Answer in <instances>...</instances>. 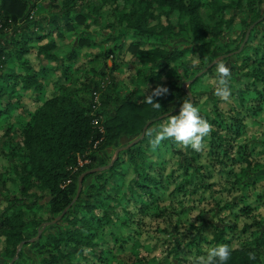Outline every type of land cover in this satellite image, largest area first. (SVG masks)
<instances>
[{"label":"trees","instance_id":"obj_1","mask_svg":"<svg viewBox=\"0 0 264 264\" xmlns=\"http://www.w3.org/2000/svg\"><path fill=\"white\" fill-rule=\"evenodd\" d=\"M36 1L0 0V118L9 117L17 109L22 113L25 96L35 103L34 110L23 113L26 124L13 144L23 154L0 179L1 183L7 179L15 183L22 195L7 197L0 210V264H10L14 259L13 264H89L86 260L92 261L93 257L103 259L102 244L90 227L102 220L109 223L116 219L117 223L119 212L131 213V203L155 202L172 183L173 193L185 199H192L197 192L199 200L211 198L203 211L213 216L211 221L196 224L206 213L200 209L194 221L182 224L180 218H172L173 211L167 206L152 210V218H161L167 224H160L158 229L177 238H168L171 246L163 256H178L186 249L184 243L186 251L193 252L195 248L196 256L204 255L203 242L209 247L232 246L227 264H264V219L255 214L251 222L244 221L241 226L236 222L243 214L249 217L264 205V190L257 185L264 179V160L254 154L260 150L258 154L264 156V137L260 144L236 141V136L248 128L245 117L255 118L264 112V0H101L99 7H88L85 0H40L41 17L30 18L31 4ZM207 7L212 9L208 19L203 16ZM96 17L105 21L103 28L109 31L107 38L99 42L91 32L94 25L99 27ZM253 24L256 25L251 28ZM12 25L17 27L10 38L3 39L1 33ZM65 29L80 37L75 47L60 57L56 36L63 37ZM177 37L184 38L187 45L167 44ZM101 43H107L104 50L86 56L87 62L105 59L106 63L111 59L113 72L125 60L124 55L132 53L135 67L144 73L149 71L146 82L140 81L131 94L117 97L107 92L101 106L115 103L111 112L95 110L93 93L97 81H69L70 63L79 49L97 48ZM197 57L198 63L193 66ZM220 60L231 69L229 101L218 98L211 83ZM60 65L61 75L55 78ZM39 75H51V81L59 83V90L43 95ZM158 83L169 93L155 98L161 104V109L155 110L143 102L144 95L142 99L136 96L141 88H156ZM33 92H37L36 98ZM185 97L201 108V115L212 125L206 137L208 152L214 155L211 163L198 162L199 152L172 139L163 141L155 150L149 144L147 130L158 127L169 115H178ZM255 121L264 123L262 119ZM148 122L144 137L139 139ZM123 138L139 140L120 151L115 160L102 162L100 151L119 146ZM163 151L174 157L170 171ZM231 163L238 164L239 170L229 169ZM215 164L221 173L233 175L229 192L235 199L214 195L218 188L217 182L210 180V168ZM104 166L108 167L84 176L76 199L80 176ZM129 173L130 183L119 196V187ZM90 176L93 178L85 186ZM42 200H47V219L35 209ZM184 203L192 205L191 201ZM187 205L180 207L179 215ZM26 210L32 215L28 216ZM59 216L60 220L40 233L44 223ZM119 223L125 227L130 224L121 220ZM193 227L194 231L181 230ZM241 233L247 236L235 246ZM34 236L39 237L32 240ZM28 246L31 252L25 250Z\"/></svg>","mask_w":264,"mask_h":264},{"label":"rangeland","instance_id":"obj_2","mask_svg":"<svg viewBox=\"0 0 264 264\" xmlns=\"http://www.w3.org/2000/svg\"><path fill=\"white\" fill-rule=\"evenodd\" d=\"M110 0L109 2L111 3ZM40 0H37L36 2H33L31 4V14L30 18H40L41 17V10L39 5ZM102 4L101 0H85L84 5L91 7V5L99 7ZM264 7V5H263ZM212 12V9L207 7L206 9H203V16L208 19V15ZM97 22L99 24V27L97 25H94L92 27V34L94 32V39L99 42L107 38L109 31L104 30V20L101 17H96ZM94 18V19H96ZM90 22H94L90 20ZM96 22V21H95ZM23 24H20L22 26ZM17 27V25H12V27L7 28L4 30L3 33V39L4 38H10L11 34L13 33L14 29ZM260 29L262 27H259ZM99 30V31H98ZM115 31H112L111 34H114ZM76 34V33H75ZM63 37H58V50L56 52L59 54L60 57L65 56L71 49H73L76 45V42L79 35H73V32L65 29L63 33ZM132 36V35H131ZM187 41L184 40V38H172L167 44L169 46H179L184 47L187 45ZM107 43H101V45L97 48H89L85 46L82 49H79V54L75 58V61L70 63L71 70H70V76L69 81L75 82V79H82L86 81L94 80L98 82V87L94 91V99L97 103V106L95 110L99 112H103V110L111 112L114 109V104H111L107 107L101 106L102 98L106 97L107 94L111 93L112 96L117 97H125L129 94H131L132 90L136 88L138 84H140V81L145 80L143 82H146L145 76L149 74V71L147 73L142 72L140 69L135 67L134 63L132 62L135 58L133 57L132 53H128L124 55V61H122V64L119 66L118 70H115L112 72L111 67L113 65V62L111 59H107L105 63V59L101 60H95L87 62L88 55L92 54L95 55L101 51L104 50ZM101 50V51H100ZM34 57V55H32ZM35 58V57H34ZM85 62V64H83ZM14 62H12L13 65ZM54 66H59L58 63L52 62ZM69 64V63H68ZM61 70H57V73L54 74L55 78L57 76L61 75L63 65H60L59 67ZM105 71L106 75L102 76L101 72ZM38 80L42 82L43 87L41 89V93L43 95H47L46 91H54L56 89L59 90V83L54 81H51V75H39ZM142 85V83H141ZM162 85V83L157 84ZM155 88L145 87L141 88L138 92L137 99H142L143 95L145 94L146 90L151 91ZM109 92V93H107ZM32 96L36 98L37 92H33ZM24 100V101H23ZM33 100L30 96H25L22 99V105L24 106L22 113L21 109H17L12 115H9V117L6 118H0V179H4V174L7 172V169H9L14 162L19 160V157L22 156L23 151L19 149V147H13V144L16 143V141L19 140L18 133L21 131V128L26 124L25 118L23 116V113L30 110H34L35 103H33ZM222 105V104H221ZM204 108L206 107L203 105ZM248 113V112H247ZM249 114V113H248ZM260 116V115H259ZM252 116V118L245 117L246 122L248 123V128L246 129V133L243 132L242 135L236 136V141L238 143H257L260 144V141L264 137V123L262 124L260 121L256 122L255 120H263L264 121V112L259 117ZM258 118V119H257ZM253 123V124H252ZM138 138H123L120 141L119 146H111L103 149L100 151L101 161L102 162H108L113 161L116 156V152L118 148L122 146H126L133 142V140H137ZM205 147L204 150L199 152L200 157L198 159V162H202L204 164L211 163L213 160L212 157L214 155H211L208 152L209 148V140L208 138L204 141ZM256 145L255 147H257ZM258 148H261V146H258ZM260 151V150H259ZM255 152L254 154L258 155L261 160H264V156L259 155L258 152ZM166 159H168L169 164L167 165V170H171V161L173 160V156L171 154L167 153L166 151L162 152ZM253 154V153H252ZM210 171V175H212L211 179L212 181L217 182V190L215 191V196L218 197H233L234 195H230L231 192V184L229 183V180H231L233 175H227L225 172H222L219 170L218 165H213ZM231 169L232 171H238L239 165L236 163H231ZM260 172V171H258ZM257 172V173H258ZM132 177V173H129L126 175L125 179H123L122 185L119 187L118 195H122L124 192V186L128 185L130 183V179ZM93 176H90L85 181V186L88 185ZM257 185L261 187L260 189L264 190V179H261L258 181ZM175 188V184H170L169 188L167 189V192L161 195V197L158 198L155 202L148 201V204H142V202H133L131 203V213L128 211H122L119 212V216H117L118 222L116 223V219L113 222L106 223L105 221H101L98 224L92 225L90 228L92 232H95V238L98 240L100 244H102V248L104 251L103 259L93 257L92 261H87L89 264H148L147 258L150 259L149 264H171L172 262H178V261H187L189 256H196V249H193V252L186 251L187 249V243H184L183 247H185V250H181V254L178 256L165 255L163 256V252H167L169 250V246H171V241L173 239H177L176 236H173L169 233H164L160 231L159 225L164 224L162 219L159 218V220L152 218L151 212L152 210L157 209L158 207H164L167 206L168 209H171L173 212V219H181L182 224H186L188 222H192L196 219L197 215L199 214V210L202 209V212H206L203 210H206L208 208V202H211V198L203 200H199V193H193L192 199H185L182 194H174L173 190ZM236 192V191H234ZM233 193V192H232ZM21 191L19 187L11 182L10 180L0 182V210H2L3 206H5V201L7 197H11V199L15 197H21ZM257 197V196H255ZM254 198V194L251 195V200ZM264 199V196H263ZM48 200V199H47ZM47 200H42L38 203V205L35 207L37 209V213L40 216H43L45 219L49 217L48 213V206H47ZM186 201H191L192 205H187V203H184ZM141 204V205H140ZM186 204L187 207L184 209V212L182 215H179L180 207ZM145 206L144 209H141L140 207ZM176 212V213H175ZM26 213L28 216L32 215V212L30 210H26ZM213 213L206 212L203 214V217L198 218L196 224H204L205 219H208V221L212 219ZM257 214L258 217H261L264 219V205L256 208L250 216L248 217L246 214H243L236 222L238 225L241 226L244 221H253V216ZM220 219V218H219ZM119 220L121 221H128L130 224L128 226H123L121 223H119ZM214 220V217H213ZM217 217L215 221L217 222ZM53 221V220H52ZM49 222V221H48ZM47 223V222H46ZM43 224V227H41L40 232L42 233L43 229H45L48 225L51 224ZM219 224H222L218 222ZM165 226L167 224H164ZM162 226V225H161ZM202 226V225H201ZM208 226V225H207ZM170 230V227H168ZM172 228V227H171ZM196 228V227H195ZM172 230V229H171ZM182 231H194V227L190 230H186L185 228H181ZM247 236V234L241 233L240 236L235 241V246L240 245L241 242H243L244 238ZM38 238V236H34L32 240H35ZM122 238H127L126 241L123 242ZM168 238H171L172 240L168 241ZM170 242V243H169ZM202 247L205 248V254H207V250L209 248H212L211 246H206L202 242ZM31 247H25L26 251H30ZM151 250V252H147L148 250ZM31 252V251H30ZM88 254H91V251L88 252ZM85 262V259H83Z\"/></svg>","mask_w":264,"mask_h":264},{"label":"clouds","instance_id":"obj_3","mask_svg":"<svg viewBox=\"0 0 264 264\" xmlns=\"http://www.w3.org/2000/svg\"><path fill=\"white\" fill-rule=\"evenodd\" d=\"M193 61V66L198 63ZM215 79L211 81L214 85V94L223 101H229L232 96L231 90V69L222 60L215 65ZM169 93L164 86H157L155 89L144 94L143 102L151 105L155 110L161 109V104L155 102V98L163 97ZM201 108L185 97L178 115H169L158 127L147 130L150 137L149 144L155 150L165 140L172 139L184 148H191L201 152L205 147V138L212 132V125L201 115ZM233 248L228 244H220L209 248L206 255L189 256L188 264H227L232 255ZM255 259V257H252Z\"/></svg>","mask_w":264,"mask_h":264},{"label":"water","instance_id":"obj_4","mask_svg":"<svg viewBox=\"0 0 264 264\" xmlns=\"http://www.w3.org/2000/svg\"><path fill=\"white\" fill-rule=\"evenodd\" d=\"M254 25H256V24H253V25L251 26V28H253ZM249 32H250V30H249ZM249 32H248V34H247V37H248V35H249ZM205 71H206V70H204L203 72H205ZM203 72H201L200 74H202ZM200 74H199V75H200ZM189 83H190V82H187V84H189ZM149 125H150V122H148L147 125L144 127L143 133H142V135H141V137H140L139 139H141V138L144 137V135H145V133H146V130H147V128H148ZM139 139H137V140H133V142H131L130 144L118 148V150H117V152H116L115 159L118 157L120 151H122V150H124V149H127V148H129V147H131L132 145H134L135 143H137ZM115 159H114V160H115ZM107 167H108V166H104V167H96V168H93V169H91V170H88V171L84 172V173L80 176V178H79V189H78V193H77L76 199L79 197V195H80V193H81V190H82V188H83V178H84V176H85L86 174H88V173H94V172L100 171V170H102V169H104V168H107ZM60 218H61V216L57 217V218H56L55 220H53V221H49V222H47L46 224H54L56 221L60 220ZM40 233H41V232H40ZM40 233H39V235H40ZM38 237H39V236H38ZM23 244H24V243L22 242V243L19 245V249H18V250H20V249L22 248ZM14 260H15V259H14ZM14 260H13V261H14ZM13 261H12L10 264H13Z\"/></svg>","mask_w":264,"mask_h":264}]
</instances>
